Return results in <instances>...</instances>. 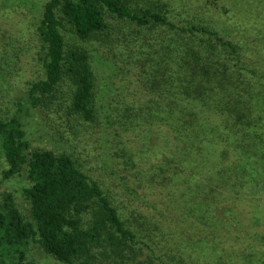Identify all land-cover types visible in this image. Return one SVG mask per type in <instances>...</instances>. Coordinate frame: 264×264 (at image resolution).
<instances>
[{"label":"trees","instance_id":"1","mask_svg":"<svg viewBox=\"0 0 264 264\" xmlns=\"http://www.w3.org/2000/svg\"><path fill=\"white\" fill-rule=\"evenodd\" d=\"M232 2L216 3L214 9L227 14ZM246 2L247 10L237 7L236 18L227 16L221 26L182 18L160 0L43 3L35 29L45 46L43 77L16 94L11 116H0L2 178L26 171L29 181L20 188L26 218L10 195L0 204V264H33L25 255L29 242L69 264H132L140 253L163 264L199 261L182 250L180 242L186 240L178 238L172 246L162 239V248L154 235L149 243L138 240L132 220L126 224L113 200L69 152L30 146L25 125L40 97L65 74L75 84L69 121L93 118L96 96L87 55L66 47L62 29L66 23L75 37L87 40L102 31L106 14L124 22L126 49L133 53L128 67H138L139 91L149 96L144 105L123 109L138 125L145 120L154 131L163 128L156 143L148 147L140 140L142 152L130 148L131 154L123 156L137 169L134 188L144 198L164 191L159 208L144 199L156 212L167 209L179 219L186 213L199 231L202 223L219 230L220 246L202 256L207 264H238L247 255L248 264H264V211H252L253 218L242 214L246 203L256 205L264 193V36L254 27L264 23V1ZM144 258L140 255L139 262Z\"/></svg>","mask_w":264,"mask_h":264},{"label":"rangeland","instance_id":"2","mask_svg":"<svg viewBox=\"0 0 264 264\" xmlns=\"http://www.w3.org/2000/svg\"><path fill=\"white\" fill-rule=\"evenodd\" d=\"M45 1L0 0V116L2 118H8L15 111L16 94L26 92L32 82L43 77L41 62L45 46L38 40L35 29ZM160 1H164L169 9H174V14L182 18L211 22L215 26H221L223 20H228L227 16L236 18L237 7L245 10L249 8L246 0H233L226 14L225 11L222 12L223 10L214 9L216 3L225 4L226 0ZM227 23L231 24L232 21ZM252 23L258 22L252 21ZM123 24L124 22L106 14L102 31L93 34L87 40H80L68 30L69 25L64 23L65 28L62 29V33L66 47L68 49L78 47L83 49L87 55L93 91L96 96L93 118L85 120L79 116L78 123L73 124L69 121V115L73 112L70 103L75 84L72 78L65 74L50 94L40 97L39 104L36 105L31 118L25 125L30 146L31 148L49 149L55 153L69 152L76 164L95 179L113 200V204L118 207L126 224L132 220L131 225L137 231L138 240L149 243V238H153L154 235L156 241H161L158 244L160 248L164 244L162 239H168L172 246L178 245L180 242L178 238L186 240L184 243L180 242L186 256H191L190 258L198 256L199 261L196 264H207L206 257L202 256L209 255L210 247L220 246L218 235H216L219 230L205 227L202 223L201 228L203 229L199 231L200 225L194 228L193 219L186 213L183 219H179L167 209L162 211L163 214L156 212L153 205L147 203L146 200L156 204L159 208L158 204L162 201L160 195L164 191L152 194L148 198L142 197L143 191L140 188H134L133 184L137 169L124 160L123 156H127V153L131 154L130 148L134 150L141 148L142 152L140 140H143L148 147L156 143L157 133L163 128L156 127L155 132L154 128L146 127L147 121L145 120L141 123L142 125H138L134 116L123 109L126 106L139 107L149 99V96L144 97L139 91L138 67H128V61L131 60L133 53L126 49L128 44L124 35L125 30L122 28ZM254 27L257 30L263 29L259 31L261 34L259 37H263L264 23ZM100 101L105 107L99 108ZM113 105L120 109H114ZM136 166L139 165L136 164ZM4 167L6 164L0 149V204L6 196L10 195L15 206L26 218L28 216L27 203L20 193L22 186L29 185L26 171H23L19 177L3 179L1 170ZM127 187H132L133 190ZM145 192L149 193L147 190ZM255 200L256 205L254 201L245 204L243 216L253 218L252 211L257 212L261 209L264 211V193ZM215 216L213 214V220L209 221L210 224L215 221ZM259 217L262 216L259 214ZM262 227L264 228V221ZM191 243L195 245L191 246ZM139 246L140 244L135 247L136 253L140 252ZM25 255L26 259L33 264H69L56 260L31 242L26 245ZM140 255L145 257L143 263L139 262ZM262 255L264 256V253ZM231 256L234 257V261L237 260L234 255ZM248 256L240 257L239 259L243 262L239 261L238 264H248L250 261ZM184 261L185 264H191L188 259ZM104 262L109 264L108 260ZM132 264L163 263L159 259L150 260L146 253H140L137 255V261Z\"/></svg>","mask_w":264,"mask_h":264}]
</instances>
